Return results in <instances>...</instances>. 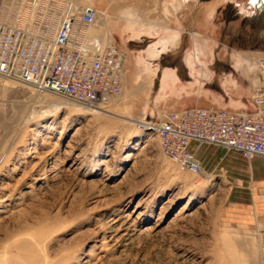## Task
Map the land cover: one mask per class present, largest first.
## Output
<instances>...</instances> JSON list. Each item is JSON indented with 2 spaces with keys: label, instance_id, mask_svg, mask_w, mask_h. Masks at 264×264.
Masks as SVG:
<instances>
[{
  "label": "rangeland",
  "instance_id": "1",
  "mask_svg": "<svg viewBox=\"0 0 264 264\" xmlns=\"http://www.w3.org/2000/svg\"><path fill=\"white\" fill-rule=\"evenodd\" d=\"M255 2L0 0V22L46 38L70 10L80 34L123 58L121 94L98 106L106 113L0 77V264H264L256 240L229 227L222 173L180 168L141 127L175 111L157 98L170 89L158 95L152 83L158 53L182 84L179 60L195 56L231 75L237 85L223 96L251 109L241 93L264 78ZM87 8L96 23L83 27ZM173 89L178 97L183 87ZM210 153L196 157L208 165Z\"/></svg>",
  "mask_w": 264,
  "mask_h": 264
},
{
  "label": "built area",
  "instance_id": "2",
  "mask_svg": "<svg viewBox=\"0 0 264 264\" xmlns=\"http://www.w3.org/2000/svg\"><path fill=\"white\" fill-rule=\"evenodd\" d=\"M88 9L81 13L83 27L96 22L95 12ZM73 29V18L67 14L51 38L0 23V75L83 106L101 105L119 95L121 53L96 40L81 46L73 39ZM258 64L264 74V61ZM250 107L231 111L193 106L162 113L142 125L156 136L163 156L197 174L200 165L188 149L194 141L237 151L246 159L264 157V78L254 86Z\"/></svg>",
  "mask_w": 264,
  "mask_h": 264
},
{
  "label": "crops",
  "instance_id": "3",
  "mask_svg": "<svg viewBox=\"0 0 264 264\" xmlns=\"http://www.w3.org/2000/svg\"><path fill=\"white\" fill-rule=\"evenodd\" d=\"M162 55L165 54H156L154 57H159L152 61V66L155 67V71L152 72L154 76L152 83H156L158 95L162 89H170L168 97L167 95L165 97L157 96L159 100L167 102V104L165 103L166 107H171L175 111L188 106L204 108L213 106L231 111L248 110L246 106L223 96L225 94L231 97L226 91L237 85V82L232 80L231 75L224 74L222 78L217 71L211 70V66L198 64V56H195L196 59L192 65L182 59L179 60L184 69V78L187 80L185 84H182L177 75L176 65L163 63L165 59L161 58ZM171 55L169 54V57ZM229 68L233 71L240 69L238 65ZM212 81L214 86L209 85ZM175 85L183 87L179 93V98L176 96L179 91L173 89ZM208 87L210 90H207ZM214 87L218 91L213 89ZM253 92L254 88L249 86L247 90L241 93L244 98L250 97L248 107H250ZM172 95L174 96L169 97ZM204 148H208L210 154L214 155L208 165L203 164L196 157V153ZM188 149L199 162L200 171L203 168L209 176L217 172L222 173L221 182L228 187L227 217L230 222L229 227L232 229L234 223L237 230L252 236L259 246L260 258L264 260V158L253 157L246 160L239 152L219 151L199 142H191Z\"/></svg>",
  "mask_w": 264,
  "mask_h": 264
},
{
  "label": "bare ground",
  "instance_id": "4",
  "mask_svg": "<svg viewBox=\"0 0 264 264\" xmlns=\"http://www.w3.org/2000/svg\"><path fill=\"white\" fill-rule=\"evenodd\" d=\"M256 1V0H255ZM258 2H255L256 3V5H257V7H260L262 4H264V0H257ZM71 11L70 10H68L67 12H65L62 16H65L66 14L67 15H71V13H70ZM96 14V13H95ZM61 16V17H62ZM0 23H3V22H0ZM96 23V22H95ZM95 23L93 24V25H91V26H94L95 25ZM3 24H6V23H3ZM8 25V24H7ZM10 26H12V25H10ZM16 27H18V26H16ZM23 27H25V26H23ZM90 27V26H89ZM26 29H28L27 27H25ZM141 28V27H140ZM29 30V29H28ZM30 31V30H29ZM31 32V31H30ZM32 33H34V32H32ZM34 34H38V33H34ZM72 36H73V39H75L77 42H81V43H79V44H81V46H86L88 43H90V41H95V40H87V35H85V34H80L79 32H78V28H76V26H74V29H73V33H72ZM97 42H100V44L102 45V43H101V41L98 39V40H96ZM109 44H105L104 46H108ZM153 55H155L154 53H152V55L151 56H153ZM122 60H123V58H122ZM145 71V70H144ZM155 71V70H154ZM151 75H153V73H151ZM0 77L1 78H3V79H6V80H9V81H12V82H15V83H18V82H16V81H14V80H11V79H8V78H5L4 76H1L0 75ZM122 78H123V73H122ZM122 78H121V84H120V93H119V95L121 94V86H122ZM22 84H26V85H28V86H30L33 90H35L37 93H47V94H51V95H53V96H56V97H59V96H57V95H54V94H52V93H50V92H47V91H39L37 88H35L33 85H31V84H28V83H22ZM119 95H117V96H113V97H110V98H108V100L106 101V102H108L110 99H112V98H114V97H118ZM59 98H61V99H64V100H66V101H69V102H72V103H75V102H73V101H70V100H67V99H65V98H62V97H59ZM105 102V103H106ZM105 103H103V104H105ZM75 104H77V103H75ZM103 104H101V105H103ZM77 105H81V104H77ZM99 106H101L100 104H98ZM98 105H90L89 104V107H91V108H93V110H95V111H98L99 113H106V111L105 110H102V109H98L99 107H98ZM81 106H83V105H81ZM97 108V109H96ZM141 127H143L144 128V126L142 125ZM145 130V129H144ZM194 142H197V141H194ZM199 143H201V142H199ZM237 152V151H236ZM241 154V153H240ZM242 155V154H241ZM243 156V155H242ZM165 157V156H164ZM244 157V156H243ZM262 158H264V157H262ZM168 159V158H167ZM246 159V158H245ZM246 160H249V159H246ZM201 171H199V173H200ZM198 174V173H197Z\"/></svg>",
  "mask_w": 264,
  "mask_h": 264
},
{
  "label": "water",
  "instance_id": "5",
  "mask_svg": "<svg viewBox=\"0 0 264 264\" xmlns=\"http://www.w3.org/2000/svg\"><path fill=\"white\" fill-rule=\"evenodd\" d=\"M258 9H259V11H264V4H262L260 7H258ZM88 11H89V9H88Z\"/></svg>",
  "mask_w": 264,
  "mask_h": 264
}]
</instances>
